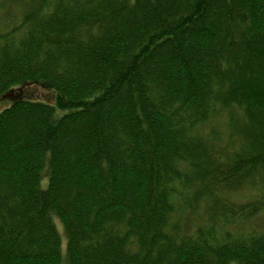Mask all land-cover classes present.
<instances>
[{
  "label": "trees",
  "instance_id": "1",
  "mask_svg": "<svg viewBox=\"0 0 264 264\" xmlns=\"http://www.w3.org/2000/svg\"><path fill=\"white\" fill-rule=\"evenodd\" d=\"M31 85L0 264H264V0H0V98Z\"/></svg>",
  "mask_w": 264,
  "mask_h": 264
},
{
  "label": "rangeland",
  "instance_id": "2",
  "mask_svg": "<svg viewBox=\"0 0 264 264\" xmlns=\"http://www.w3.org/2000/svg\"><path fill=\"white\" fill-rule=\"evenodd\" d=\"M51 92V91H50ZM48 92L44 88H40L38 86H25L20 89H12V91H9V93L3 98H0V111L10 107V105L15 102V101H28V102H38V103H45L49 104L53 103V92ZM25 95V96H24ZM29 97V98H28ZM49 102V103H48ZM52 105V104H51ZM54 118L55 119H60L63 115L64 112H61L59 110L55 111ZM47 170V169H45ZM44 171V170H43ZM42 171V172H43ZM48 172L46 171L43 177L41 176L40 184H39V189L41 191H46V187L48 184V179H46ZM57 231L60 232L61 238H60V243H61V253L64 254L65 247H66V242L63 237V232H62V227L60 223L57 222Z\"/></svg>",
  "mask_w": 264,
  "mask_h": 264
}]
</instances>
